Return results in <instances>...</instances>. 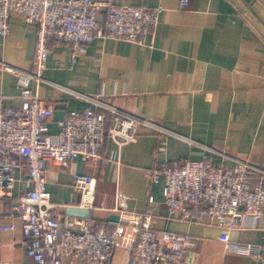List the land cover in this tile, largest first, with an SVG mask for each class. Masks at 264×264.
Wrapping results in <instances>:
<instances>
[{
    "label": "crops",
    "instance_id": "obj_1",
    "mask_svg": "<svg viewBox=\"0 0 264 264\" xmlns=\"http://www.w3.org/2000/svg\"><path fill=\"white\" fill-rule=\"evenodd\" d=\"M113 1L162 8L154 43L142 46L96 39L88 52L74 61L65 44L51 40L43 74L49 83L31 84L34 95L54 111L48 122L51 133L59 131L66 115L82 113L88 105L64 87L102 96L120 110L176 136L142 126L136 141L122 149L108 139L97 160L77 159L67 169L50 163L48 190L51 202L59 205L57 214L90 219L110 228L147 212L156 230L188 237L189 264H259L231 247L263 245L264 215L258 224L249 218L235 230L207 221H180L170 215L162 185L152 182L151 171L165 162L183 159L208 157L219 164V153L264 170V0H189L186 7L181 6L183 0ZM36 33V25L12 15L11 33L0 39V59L33 70ZM19 94L16 77L0 75L3 105L19 108ZM163 142L165 155L161 154ZM75 173L95 179L92 205L74 187ZM256 182L253 179V184ZM20 189L22 184L17 183L14 193ZM0 224L15 226L0 233V264H30L14 203L0 201ZM129 259V253L119 249L106 264H129ZM65 264L82 263L68 259Z\"/></svg>",
    "mask_w": 264,
    "mask_h": 264
},
{
    "label": "built area",
    "instance_id": "obj_2",
    "mask_svg": "<svg viewBox=\"0 0 264 264\" xmlns=\"http://www.w3.org/2000/svg\"><path fill=\"white\" fill-rule=\"evenodd\" d=\"M188 4L189 0H183L181 6ZM161 13L160 7L117 5L113 0H0V39L10 35L14 14L37 27L33 70L25 71L0 59V75L16 77L21 101L19 108H12L5 107L0 98V201L16 206L30 264H65L68 259L106 264L119 249L129 253V264H189L188 237L156 230L151 214H139L127 224L110 228L90 219L60 217L56 212L59 205L51 202L48 190L50 163L67 169L77 159L97 160L108 139L122 149L136 141L142 126L164 136L176 134L120 110L102 96L64 87L88 105L82 113L66 115L53 134L48 122L54 111L31 90L33 82L49 83L43 74L51 40L65 44L74 61L87 53L96 39L152 46ZM162 145L161 154L165 155L166 143ZM219 155V164L208 157L160 164L151 171L152 182L162 185L168 211L180 221H207L226 230L242 228L249 218L258 224L264 215V170L249 161ZM253 179H257L255 184ZM73 180L86 203L92 205L95 179L75 173ZM17 183L22 189L15 194ZM14 229V225L0 224V233ZM231 248L264 264V244Z\"/></svg>",
    "mask_w": 264,
    "mask_h": 264
}]
</instances>
